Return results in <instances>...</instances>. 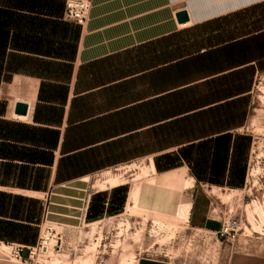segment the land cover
Here are the masks:
<instances>
[{
    "label": "crops",
    "instance_id": "1",
    "mask_svg": "<svg viewBox=\"0 0 264 264\" xmlns=\"http://www.w3.org/2000/svg\"><path fill=\"white\" fill-rule=\"evenodd\" d=\"M66 1L0 0V264H28L3 242L33 245L46 222L79 225L97 194L106 214L128 181L105 178L121 167L150 172L127 204L137 187V207L174 215L190 202L188 219L196 189L217 212L211 193L248 183L264 0H91L83 24L63 18ZM18 102L26 115L15 113ZM222 218L193 229L216 231ZM203 245L188 259L137 264H264L253 239Z\"/></svg>",
    "mask_w": 264,
    "mask_h": 264
},
{
    "label": "rangeland",
    "instance_id": "2",
    "mask_svg": "<svg viewBox=\"0 0 264 264\" xmlns=\"http://www.w3.org/2000/svg\"><path fill=\"white\" fill-rule=\"evenodd\" d=\"M253 100L246 129L253 135L248 183L244 189L230 195L225 190L211 193L216 201L215 206L218 207L217 212L210 211L209 194L201 188L195 191V206L189 219L178 217V213L163 215L137 207L133 189L129 203L125 199L118 213H106L99 219L83 220L77 226L65 227L54 223L57 230V237L52 243L54 249L46 255L43 262L137 264L143 256L188 259L196 251L193 244L207 249L203 245L202 234L193 229V226L202 225L207 215L224 217L225 212L241 221L237 237L264 244V72L256 79ZM142 170V167L133 165L115 169L112 174L121 175L122 183L128 181L121 184L128 191L150 174ZM107 179L112 177L107 176L105 181ZM99 183L102 187L101 184L105 182Z\"/></svg>",
    "mask_w": 264,
    "mask_h": 264
},
{
    "label": "built area",
    "instance_id": "3",
    "mask_svg": "<svg viewBox=\"0 0 264 264\" xmlns=\"http://www.w3.org/2000/svg\"><path fill=\"white\" fill-rule=\"evenodd\" d=\"M91 0H67L63 18L67 21L83 24L90 13ZM241 228V221L234 215H226L220 221V227L216 231L208 229H197L202 234L203 242L210 243L215 250L214 243L223 239L234 240ZM198 234V233H197ZM57 237L56 225L46 222L41 227L38 240L33 245L3 242L6 247L7 256L12 259L24 261L28 264L43 263L46 255L54 249L53 241ZM211 242L213 244H211ZM57 244V240H56ZM55 244V245H56Z\"/></svg>",
    "mask_w": 264,
    "mask_h": 264
},
{
    "label": "trees",
    "instance_id": "4",
    "mask_svg": "<svg viewBox=\"0 0 264 264\" xmlns=\"http://www.w3.org/2000/svg\"><path fill=\"white\" fill-rule=\"evenodd\" d=\"M2 47L3 45L0 44V70L2 68V52L4 51ZM114 193H119L120 195L117 196V194L115 195L113 194L112 198L109 200V205L106 211L107 213H110V214L112 213L115 214V213L120 212L122 205L124 204L125 199H126L127 187H120L116 189ZM93 201L95 202L93 206L91 205L89 209V213L87 215V219L89 221L97 219L101 216V214H103L104 207H105L104 202L106 201L105 195L97 194L96 196H94ZM115 204H116V207H115ZM202 224L206 227H211V228L214 227V225H212L209 222H205V223L202 222Z\"/></svg>",
    "mask_w": 264,
    "mask_h": 264
},
{
    "label": "bare ground",
    "instance_id": "5",
    "mask_svg": "<svg viewBox=\"0 0 264 264\" xmlns=\"http://www.w3.org/2000/svg\"><path fill=\"white\" fill-rule=\"evenodd\" d=\"M149 169V168H148ZM143 172H145V173H148V171L147 170H145L144 168H143V170H142ZM174 174V173H173ZM173 174H171V175H168L167 174V176H165V180H164V182L166 183V184H173L174 182H175V180H176V176L175 175H173ZM161 179V178H160ZM107 181H109L111 184H116V183H118V182H121L122 183V179H121V176H115L114 178H113V180H110V179H107ZM161 181V180H160ZM156 182V181H155ZM185 184H188V181L186 180L185 182H184ZM157 184V183H156ZM162 184V183H161ZM182 185H184L183 183H182ZM101 186L102 187H105V183H103V184H101ZM163 186H165V185H163ZM175 186H177V184H175ZM171 188H172V186H171ZM174 188V187H173ZM178 188V187H177ZM182 188V187H181ZM139 189V188H138ZM134 195H135V197L137 196V187L136 188H134ZM160 199V198H159ZM189 206H190V202H187V203H183L182 204V206L180 207L181 209H180V212H179V215H178V217L180 216V217H182V218H186L187 217V214H188V210H189ZM178 211V210H177Z\"/></svg>",
    "mask_w": 264,
    "mask_h": 264
},
{
    "label": "water",
    "instance_id": "6",
    "mask_svg": "<svg viewBox=\"0 0 264 264\" xmlns=\"http://www.w3.org/2000/svg\"><path fill=\"white\" fill-rule=\"evenodd\" d=\"M177 20L179 23H185L189 20V14L186 10L177 12ZM28 111V104L24 102L16 103L15 113L17 115H26Z\"/></svg>",
    "mask_w": 264,
    "mask_h": 264
}]
</instances>
